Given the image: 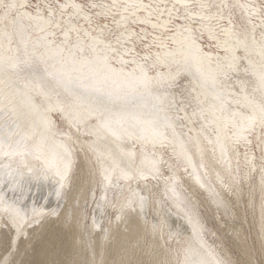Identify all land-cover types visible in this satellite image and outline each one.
I'll list each match as a JSON object with an SVG mask.
<instances>
[{
    "label": "rangeland",
    "instance_id": "374dc122",
    "mask_svg": "<svg viewBox=\"0 0 264 264\" xmlns=\"http://www.w3.org/2000/svg\"><path fill=\"white\" fill-rule=\"evenodd\" d=\"M25 1L23 8L12 10L5 19L4 12L7 9L4 5L13 2L21 3V0H0V36L10 50L19 45L20 38L17 30L21 26L25 34L21 49L29 50L33 58L42 62L45 67L50 65L48 63L50 58L47 56L49 46L55 44L64 49L63 61L69 57L70 52L76 53L78 59L87 57L91 60L94 53L89 49V37H85L81 43L84 48L83 53L77 51L75 42L79 36L85 35L84 28L93 36H100L103 29L102 39L119 49L118 54L112 57L113 67L117 69L122 67L124 71H131L134 65L131 61L135 59L141 62V57L147 55L149 59L146 66L150 69V75L156 73L158 66L155 69L150 66L156 60L161 50L159 42L166 38V34L157 33L151 27L130 21L127 26L131 27V31H135L132 34V40L123 47L117 45L116 37L122 33L127 35L128 27L119 23V11L112 2L72 0L74 3L84 5V13H88L86 15L89 19H84L83 15L70 16L73 10L70 8L65 10L63 19L57 16L53 23L48 25L52 33L48 36L51 42L47 43L41 40V31L36 29L35 20L27 19L23 11H29L32 16H35L38 6L42 9L46 3H72V1ZM166 1L169 2V0ZM204 2L207 4L206 12L215 15L212 19L216 20L213 19L211 23L215 24L219 39L223 37V32L218 28L219 25L232 26L234 34L241 38L243 46L236 48L234 53H232V42L226 43L224 48L221 47V40H212L206 35V31H201L197 24H194V22L202 21L197 19L191 21L182 8L172 11L175 19L170 18V24L176 21L182 25L190 24L195 27L193 28L194 37L200 42L203 50L214 53L212 63L219 62V65L226 66L233 58L238 60V69L233 71L227 68L220 78L227 81L229 90L232 91L228 93L230 95L227 100L231 107L236 108L237 105L232 101L239 96L241 88L243 87L248 94H252L257 84L256 74L264 69V55L261 53L264 36V1L257 0L258 4L253 2L255 7L258 6V12H256L258 15L256 13L247 15L246 10L234 0H204ZM200 5L195 3L191 7L199 10ZM69 19L71 24L75 25V30L66 39L63 32L68 27ZM57 23L59 26H56ZM156 35L159 37L157 38ZM7 37H10V43ZM166 41L172 48H177L170 40L166 39ZM97 47H102V44ZM125 49L133 51L123 56L129 63L121 65L117 59ZM233 54L236 56L233 57ZM164 68H162L163 71L166 70ZM245 69H248V72H245ZM182 73L176 79L175 87L173 86L178 90L176 95L168 99L161 108L176 119L184 133L189 132L190 141L195 143L196 135L200 141L202 153L199 154L192 146L189 160H186L178 152L175 138L164 128H161V131L165 133L167 140L163 143L156 138H152V142L123 141L122 144L125 147L136 152L137 163L142 152L160 155L163 175L158 179L149 177L147 181L132 182L133 188L143 190V193L148 196V208L143 215L139 212L126 211L123 219L117 223L115 215L122 203L116 198L118 190L110 189L107 193L108 200L115 204V207L105 206L103 210L97 207L104 193L98 183L96 168L88 162L90 159L94 160V156L87 151V143L82 141L87 137L80 135L77 139V134L73 130L70 143L74 150L75 163L70 182L59 198L55 193L54 178L26 183L23 191L14 192L10 191L8 186H0V195L5 196L9 201L23 196L22 207L30 209L35 205L37 208L42 207L45 212L50 213L56 210L59 213L58 217L48 216L42 224L26 229L27 237L20 238L17 251L12 257L16 264H183L184 250L188 246L190 231L189 228L171 225L169 222L170 212L175 216L177 214L176 217L183 215V212L173 203L170 193L171 184L176 186L183 198L184 208L193 223L199 225L203 241L217 259L223 264H264V215L261 211L264 185L261 183L262 160L259 147L255 146L256 137H252V145L241 143L237 146L228 140L226 142L227 156L226 158L222 156L210 129L207 134L201 130V126L207 121L202 119L198 112L193 115L198 107L207 106L198 105L193 99V93H191L192 96L188 93L185 95L186 90L182 88L184 84L182 83L184 73ZM73 78L77 80L76 73L73 74ZM85 80L90 79L85 78ZM255 95L259 97L258 92ZM47 99L54 106L58 102L67 100L58 90H53ZM50 116L58 131H68V123L62 113L53 110ZM209 140L213 142L209 143ZM153 141L158 142L157 145L153 146ZM253 156L255 157L252 162L255 165L254 169L249 163ZM3 163L5 161L0 160V164ZM28 164L39 167V161L32 157H28ZM19 166V161L13 162V168ZM69 212L73 213L74 219L66 224L65 220ZM93 217L97 222L95 228ZM154 224L157 225L156 228H153ZM105 230H107V239H105ZM7 232L6 228L0 227V238H3ZM4 254V248L0 247V258Z\"/></svg>",
    "mask_w": 264,
    "mask_h": 264
},
{
    "label": "snow or ice",
    "instance_id": "6c2138e0",
    "mask_svg": "<svg viewBox=\"0 0 264 264\" xmlns=\"http://www.w3.org/2000/svg\"><path fill=\"white\" fill-rule=\"evenodd\" d=\"M25 5L20 3H10L4 5L7 11L4 14L7 19L9 12ZM95 7V5H92ZM72 9L71 15H83L84 19H89L84 13V5L79 3H46L37 7L36 15H27V19L35 20L38 24H52L59 16L63 19L65 10ZM22 15V14H21ZM68 27L63 35L67 39L75 30L71 24V19L67 21ZM56 26H59L57 23ZM43 30V29H41ZM87 36L88 33L85 32ZM103 29L100 36L92 37L94 43L89 45V49L95 54L94 60L87 57L78 59L76 53L70 52L67 59V65L70 72H80L86 78L93 81L91 89H84L80 92L65 90L67 100L58 102L55 109L52 106L41 108L35 103V97L29 96V111L21 113L15 104V98L23 89L34 91L36 95H45L47 92L40 78L34 77L31 82H25L20 77L19 66L15 58L9 57L7 60L0 59V75L7 79H0V83H5L8 89L6 94H0V160L5 163L0 164V186H8L10 191H23L26 183L32 181L49 180L55 178L58 188L56 195L59 198L62 191L70 182V175L75 163L73 150L69 142L73 138V130L77 134L90 138L87 142V151L91 152L94 160H89L93 165L99 177L98 183L102 188L103 195L100 197V203L97 207L103 210L105 206L115 207L108 200L107 193L110 189H117L116 198L122 203L115 215V221L118 223L125 215V212L137 213L143 215L148 208V196L143 190L132 187V182L147 181L149 177L153 179L161 178V160L150 159L146 153H141L140 161L137 163V154L133 150L126 151L123 147L119 148V154L115 155L108 150L100 152L96 148V141L101 138V131H106L113 135L118 141H143L152 142V138L158 139L161 143L167 140V137L161 127H171L175 134V128L171 123L164 119L160 113L163 109L157 103L150 101H159L160 97L156 91L162 86H175L177 77L181 70L177 69L175 75L165 78L163 73L157 72L150 75V69L146 66L149 57H141V62L135 59L131 63L135 64L132 71H124L123 68L117 69L112 66L111 60L119 52L110 42L104 43ZM9 43L11 42L10 37ZM132 40L131 34H121L116 37L117 45L123 47L124 44ZM103 44V48L97 45ZM78 52L83 53L84 48L76 45ZM193 54L199 49H191ZM61 48L58 55L63 54ZM132 49H125L119 56V63L126 65L123 56L132 53ZM261 53L264 55V37H262ZM167 59V58H166ZM160 62L159 57L151 64L155 69ZM231 70H236L229 66ZM85 69L87 72L85 73ZM248 72V69H245ZM257 77V85L252 94H248L242 87L239 96L232 101L236 108L231 107L228 100L216 91L217 78L215 76L207 77L201 74L200 87L201 92L194 97L198 105L207 107H198L193 115L199 112L202 119L207 123L201 126L202 132L215 136V143L219 146L222 156H227V143L239 146L252 145V137H256V147L261 152V183L264 185V69ZM259 93V97L255 93ZM235 95V94H233ZM62 113L63 118L68 123V131L62 132L55 128L50 113L53 111ZM211 117V118H209ZM218 122V123H217ZM95 137L96 139H91ZM213 141L209 140V143ZM181 149L184 148L183 141H180ZM28 157L39 161V167L30 166ZM253 156L249 163L253 169ZM19 161V167L13 168V162ZM95 197V193L93 192ZM21 196L17 200L9 201L5 196L0 195V227L8 230L7 234L0 238V247L4 248L5 254L0 258V264H16L12 259L17 251V244L20 238L27 237L26 229L34 225L42 224L46 217H58L59 213L52 210L45 212L35 205L30 209L22 207ZM262 215H264V201L261 205ZM74 219L72 212L68 213L65 223ZM192 225V238L184 250L185 259L183 264H223L217 259L211 249L207 247L200 235L198 224ZM93 227H97L95 217H93ZM157 225H153L156 228ZM105 239H107V230H105ZM198 246V247H197ZM203 250V254L201 253Z\"/></svg>",
    "mask_w": 264,
    "mask_h": 264
},
{
    "label": "bare ground",
    "instance_id": "6f19581e",
    "mask_svg": "<svg viewBox=\"0 0 264 264\" xmlns=\"http://www.w3.org/2000/svg\"><path fill=\"white\" fill-rule=\"evenodd\" d=\"M66 1L71 2L72 0H66ZM108 1L112 2V5L117 6L119 11L118 21L119 23H121V25H125L126 27H128L127 25L129 24L130 21L138 22L140 24L146 25L147 27H151L155 29L157 33L164 32L166 34V38L163 41L159 42L161 50L157 54V57H159L160 62L157 64L158 67L156 68L157 69L156 73L157 72L163 73L164 77L168 78L170 76L175 75L177 69H180L181 72L184 73L183 76L184 81H182V83L184 82V84L182 85V88L186 90L185 95H187V93L189 95L193 93L194 97L198 96L199 93L201 92V87H200L201 74L207 77L215 76L217 78L216 91L219 92L226 99L229 98L230 94L228 93L232 91L229 90V87L226 83L227 81L221 80L220 78L221 75L225 73V70L227 68H230L229 67L230 65L232 66V68L238 69V63H239L238 60L233 58V60L230 63H228L226 66L223 64L219 65V62L212 63V60L214 58V53L203 50L200 42L196 40V38L194 37L193 28L195 27H192V25L190 24L182 25L176 21H173L172 25L170 24L171 23L170 18L175 19L173 13L175 12L174 10H178L182 8L183 11L188 14V17L191 18V21L192 19L201 20L202 22H194V24L196 23L198 29H200L201 31L202 30L206 31V35L212 40L213 39H216L217 41L221 40L220 41L222 43L221 47L224 48L226 46V43L232 42V46H233L232 53H234L236 48L243 46L241 38L238 35L234 34V31L231 28L232 26L228 27L227 25H222V26L219 25L218 28H220L221 31L223 32V37L219 39L216 32V28L214 27L215 24L212 25L211 23V21L215 19V18L212 19V17L215 15L206 12L207 4L204 2V0H169L168 3L166 0H108ZM234 1L238 3L239 6H241L246 10L247 15H253L256 12H258L257 11L258 6L255 7L254 6L255 3H253L256 2L258 4L259 2H257V0H234ZM25 2H26L25 0H21L20 4H25ZM160 3L162 5L165 4V6L160 5ZM195 3L201 4L199 10H194V8L191 7V5ZM23 13L25 16L30 14V12L26 10L23 11ZM86 14L88 15V13ZM219 18L221 19L222 17ZM48 25L49 24H45V23L38 24L35 21L36 29L38 31H41V36H40L41 40H45L47 43H50L51 41L48 39V36L52 33V31L48 28ZM72 26L74 27L75 25L72 24ZM84 30L85 32L88 33L87 36L89 37V42H90L89 45L93 44L94 41L92 37L94 36L90 35V33L85 28ZM127 31H128L127 33L131 35L134 34L135 32V31H131L130 26L128 27ZM17 35L20 38V42L19 45L15 46L13 50L9 49L7 44L4 41H2V37L0 36V59L7 60L9 57L15 58V61L20 69L19 75L21 78H23L25 82H31L34 77L40 78V82L44 85V88L47 92V96L53 90H58L63 94V96H65L66 99H67V94L65 91L66 89L72 92H80L86 88L91 89L93 87V81L85 80L86 78L85 75H82L80 72L69 71V66L67 65L68 58H66V60L63 61L62 59L63 55L61 56L57 54L61 49L60 45L55 44L49 46V49L47 51V56L48 58H50L48 62L50 63V65L48 67H45L42 62L33 58L34 56L29 50H24V48L21 49V46L23 47L24 36H25L21 26L18 27ZM87 36L86 35L79 36V38L75 42V46L81 45V43L84 41V38ZM156 37L158 38L159 36L156 35ZM166 39L170 40L172 44L177 46V48L175 49L169 46ZM104 43L106 42L104 41ZM99 48H103V44L102 47ZM193 48L199 49V51L195 53V55L191 50ZM258 53L261 54L260 52ZM94 55L95 54H93L91 60H94ZM234 56H236V54H233V57ZM125 60L128 61L127 59ZM117 61L119 62V58L117 59ZM135 66L136 65L134 64L131 67V71L133 70V68H135ZM163 67L166 68L165 71L162 70ZM126 71L130 72V70H126ZM86 72L87 70L85 69V73ZM74 73H76L78 76L77 80L73 78ZM0 79L6 80L7 77L0 75ZM18 87L21 88V92L15 98V104L19 112L27 113L29 111V105L27 103L29 96H34L35 103L39 105L42 109L48 106H52L55 109L53 103L49 102V100L47 99V96L36 95L34 91L23 89L22 85H18ZM174 87L173 86L168 87L167 85L162 86L156 91V94L160 97V100L159 101L153 100L150 102L157 103L160 107H162L164 104L167 103L168 99L176 95V92L178 90H176ZM7 92L8 89L6 87V84L0 83V94H6ZM190 96H192V94ZM160 115L162 117L161 120L162 125L164 124L163 118H167V122L171 123L172 126L175 128V134H174L171 127H161L166 129L167 133L171 134L172 137L175 138V143L177 145L178 152H180V154L186 160H189L190 148L192 146L197 149L199 154L202 153V147L196 135L194 137L196 139V142L194 143L189 139L190 137L189 132L184 133L182 129L179 127V124L176 121V119H174L168 112L162 111ZM100 136L101 138L96 141V145H95L96 148L100 151L107 152L108 150H111L113 154L118 155L120 147H123L126 151L130 150L129 148L125 147L122 144V141H118L113 135H111L106 131L102 130ZM89 139L90 138H85L82 139V141L84 143H87ZM91 139H96V138L93 137ZM180 141H183L184 143L183 149H181L180 147ZM157 143L158 142L153 141V146L157 145ZM69 144L73 150L72 143L69 142ZM144 153H146L150 159H156V160L160 159V155L156 156L152 153H148V152H144ZM73 155H74V150H73ZM140 157L141 154L139 156V161H140ZM200 163L202 162L200 161ZM55 185H56V189H55V193H56L58 184L56 183ZM170 193L174 201L173 203H175L177 207L183 212V215L181 214V216L179 215V217H176L177 214L175 216V214L170 212L169 222L171 225L180 226L183 228H189L190 231L189 232L190 234L188 236V242H189L192 238V225L189 223V218L191 219V217L184 208L182 204L183 198L180 195V193L177 191V188L174 184H171L170 186ZM191 221L193 222L192 219ZM201 253L203 254V250H201Z\"/></svg>",
    "mask_w": 264,
    "mask_h": 264
}]
</instances>
